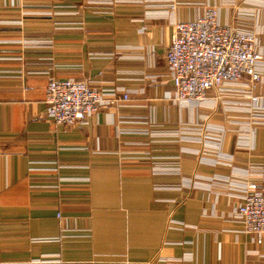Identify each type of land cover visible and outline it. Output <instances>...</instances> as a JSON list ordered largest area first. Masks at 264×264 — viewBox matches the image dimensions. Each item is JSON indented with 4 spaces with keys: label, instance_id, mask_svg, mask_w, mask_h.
<instances>
[{
    "label": "crops",
    "instance_id": "crops-1",
    "mask_svg": "<svg viewBox=\"0 0 264 264\" xmlns=\"http://www.w3.org/2000/svg\"><path fill=\"white\" fill-rule=\"evenodd\" d=\"M170 1L0 0V264H264V240L243 230L239 198L215 180L264 165V124L240 145L222 99L174 100L165 49L204 0L166 11ZM260 1L204 4L257 33L264 98ZM50 75L128 97L65 129L42 115ZM209 143L213 163L201 157Z\"/></svg>",
    "mask_w": 264,
    "mask_h": 264
},
{
    "label": "built area",
    "instance_id": "built-area-1",
    "mask_svg": "<svg viewBox=\"0 0 264 264\" xmlns=\"http://www.w3.org/2000/svg\"><path fill=\"white\" fill-rule=\"evenodd\" d=\"M175 5L176 2L171 0L165 10ZM238 12L252 14L254 10L240 8ZM164 56L167 74L173 84L174 100L191 105L205 104L213 98L222 99L232 106L227 121L238 123L237 143L249 145L250 128L264 124V98L255 93L256 83L262 76L263 57L257 33L234 26L230 21L220 22L218 7L206 5L192 18L174 22V31ZM211 90L214 91L213 96L209 95ZM119 97L127 98L128 92L118 95L113 88H96L73 76L50 75L45 86L42 115L70 129L76 122H84L100 106ZM212 129H208L207 135L218 138ZM134 132L158 133L152 129ZM169 133L177 134L178 130ZM128 141L149 143L147 138ZM201 153L202 160L212 163L216 161L214 156L221 157L215 143H209ZM215 180H221L226 192L239 198L234 214L242 222L243 230L253 234L257 240H264V165L246 166ZM189 183L193 181L189 180ZM57 214L60 215L59 212ZM168 263L180 264L179 260H168Z\"/></svg>",
    "mask_w": 264,
    "mask_h": 264
},
{
    "label": "rangeland",
    "instance_id": "rangeland-1",
    "mask_svg": "<svg viewBox=\"0 0 264 264\" xmlns=\"http://www.w3.org/2000/svg\"><path fill=\"white\" fill-rule=\"evenodd\" d=\"M175 1V0H174ZM176 2V1H175ZM204 2H205V0L202 2V4H203V6H202V9L204 8V6H205V4H204ZM258 2V1H257ZM259 3H261L262 5L264 4V0H262V1H260ZM208 6V5H207ZM211 6V5H210ZM215 6V5H214ZM201 9V10H202ZM257 84V83H256ZM256 87V86H255ZM245 119V118H244ZM234 124V126H236L235 128H238V123H233ZM231 175H232V173H231ZM224 177H226V176H222V178H224ZM222 178H220V179H222ZM219 182H222L221 180H219ZM167 263H168V261H167ZM169 264V263H168Z\"/></svg>",
    "mask_w": 264,
    "mask_h": 264
}]
</instances>
